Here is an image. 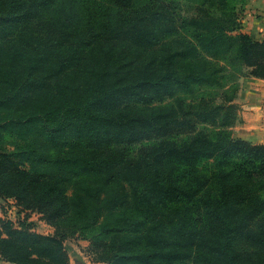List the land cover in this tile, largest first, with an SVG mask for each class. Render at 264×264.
Returning a JSON list of instances; mask_svg holds the SVG:
<instances>
[{
  "label": "trees",
  "instance_id": "16d2710c",
  "mask_svg": "<svg viewBox=\"0 0 264 264\" xmlns=\"http://www.w3.org/2000/svg\"><path fill=\"white\" fill-rule=\"evenodd\" d=\"M107 1L78 30L70 12L42 28L57 0H0V200L55 228L3 213L0 258L70 264L77 238L95 263L264 264V143L234 134L238 88L181 95L223 86L226 62L264 79L245 0L190 18L175 0Z\"/></svg>",
  "mask_w": 264,
  "mask_h": 264
},
{
  "label": "rangeland",
  "instance_id": "374dc122",
  "mask_svg": "<svg viewBox=\"0 0 264 264\" xmlns=\"http://www.w3.org/2000/svg\"><path fill=\"white\" fill-rule=\"evenodd\" d=\"M202 0H175V5L178 7V11L184 18H190L197 14L198 4ZM110 5L107 0H57V2L50 8L42 12L41 18L43 20L42 28L46 29V23L51 20H56L66 17L67 13H73L74 22H72L75 28L78 30L87 29V20L93 16L95 19H106L102 15L104 7ZM102 10V11H101ZM79 22V23H78ZM70 30V28H67ZM77 30V31H78ZM186 33L185 30L182 31ZM226 76L224 78L223 86L214 85H199L192 93H181L188 97V99L198 98L201 95H210L216 97L218 101H221V96L227 90L237 87L236 101L240 105V115L242 121L238 123L234 128V134L238 137L246 136L255 143H264V97L257 94V88L264 85V81L258 80L251 76L248 68L233 67L227 62ZM247 104H257L258 108H246ZM244 111L249 112L247 116ZM251 111V113H250ZM246 115V116H245ZM262 122V124L260 123ZM132 156H137L142 143L127 144ZM206 170V169H205ZM97 177L96 172L90 174L79 175L80 179L85 180L87 183H93L94 178ZM1 212L5 213L7 219L14 221L15 225L23 221H29L33 224L34 229L40 233L52 234L55 228L41 218L39 213H31L28 215L25 211L20 212V208L15 204L14 200H10L7 203L0 202ZM67 247L70 252V264H75L77 261H81L84 264H104L95 263L92 260V256L89 251V241L77 238H69L66 241Z\"/></svg>",
  "mask_w": 264,
  "mask_h": 264
},
{
  "label": "crops",
  "instance_id": "0c3cea01",
  "mask_svg": "<svg viewBox=\"0 0 264 264\" xmlns=\"http://www.w3.org/2000/svg\"><path fill=\"white\" fill-rule=\"evenodd\" d=\"M241 18H242L244 32L250 34L257 40L264 39V0H245V3L241 6ZM256 79L264 81V79L261 78H256ZM257 90H258L257 94H260L261 97L262 96L264 97V85L258 87ZM254 105L257 104H247L245 107L258 108V106H254ZM244 113L246 115L249 114V112L247 111H244ZM262 122L264 123V119H262ZM262 122L260 123L262 124ZM242 138L251 140L249 137L246 136H242ZM0 202L2 201L0 200ZM0 215H3L1 209H0ZM2 264H12V263L4 261Z\"/></svg>",
  "mask_w": 264,
  "mask_h": 264
},
{
  "label": "built area",
  "instance_id": "2783aa9c",
  "mask_svg": "<svg viewBox=\"0 0 264 264\" xmlns=\"http://www.w3.org/2000/svg\"><path fill=\"white\" fill-rule=\"evenodd\" d=\"M8 201H4V203H7ZM4 261H5L4 259L0 258V264H2ZM5 262H8V261H5ZM10 263H12V262H10ZM12 264H15V263H12Z\"/></svg>",
  "mask_w": 264,
  "mask_h": 264
},
{
  "label": "water",
  "instance_id": "95a60500",
  "mask_svg": "<svg viewBox=\"0 0 264 264\" xmlns=\"http://www.w3.org/2000/svg\"><path fill=\"white\" fill-rule=\"evenodd\" d=\"M75 264H84V263L81 261H77Z\"/></svg>",
  "mask_w": 264,
  "mask_h": 264
}]
</instances>
